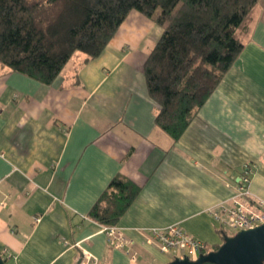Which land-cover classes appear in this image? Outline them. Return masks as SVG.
Here are the masks:
<instances>
[{"label": "crops", "instance_id": "crops-1", "mask_svg": "<svg viewBox=\"0 0 264 264\" xmlns=\"http://www.w3.org/2000/svg\"><path fill=\"white\" fill-rule=\"evenodd\" d=\"M161 32L131 10L97 57L73 54L49 84L0 66V251L11 264H75L84 252L96 264H165L176 255L146 237L173 223L212 250L228 230L208 209L230 202L248 165L244 200L264 203V0L176 140L156 124L143 74ZM114 177L137 187L116 223L134 257L88 215Z\"/></svg>", "mask_w": 264, "mask_h": 264}, {"label": "trees", "instance_id": "trees-1", "mask_svg": "<svg viewBox=\"0 0 264 264\" xmlns=\"http://www.w3.org/2000/svg\"><path fill=\"white\" fill-rule=\"evenodd\" d=\"M257 1L0 0V66L49 84L76 51L97 57L136 10L162 27L143 74L156 124L176 140L240 53ZM136 193L114 177L88 215L116 225Z\"/></svg>", "mask_w": 264, "mask_h": 264}, {"label": "built area", "instance_id": "built-area-1", "mask_svg": "<svg viewBox=\"0 0 264 264\" xmlns=\"http://www.w3.org/2000/svg\"><path fill=\"white\" fill-rule=\"evenodd\" d=\"M251 172L252 168L249 165L246 166L240 177L237 191L231 197L230 202L222 201L208 209L210 215L221 228L230 230L233 233L240 229L252 228L264 222V203L262 201L250 203L247 199V201L244 200L249 195L247 185L250 181ZM35 220H38V218H35ZM101 226L111 247L123 250L131 254L132 257L135 256V252L132 250L133 240L125 236L122 227L117 225ZM147 235L146 242L155 244L160 251L172 252L179 257L187 255L190 259H196L205 245L186 233L178 223L160 228H151L148 230ZM0 254L4 259L9 257L6 249L1 250ZM78 260V264H96L95 257L85 252Z\"/></svg>", "mask_w": 264, "mask_h": 264}, {"label": "water", "instance_id": "water-1", "mask_svg": "<svg viewBox=\"0 0 264 264\" xmlns=\"http://www.w3.org/2000/svg\"><path fill=\"white\" fill-rule=\"evenodd\" d=\"M79 260L75 262L78 264ZM263 264L264 222L234 234H224L216 249L199 253L196 259L176 256L165 264ZM0 264H6L0 254Z\"/></svg>", "mask_w": 264, "mask_h": 264}, {"label": "rangeland", "instance_id": "rangeland-1", "mask_svg": "<svg viewBox=\"0 0 264 264\" xmlns=\"http://www.w3.org/2000/svg\"><path fill=\"white\" fill-rule=\"evenodd\" d=\"M78 53H81V52H80V51H76V52L74 53V56H75V55H78ZM74 56H73L72 59H70L69 61H72L73 58H74ZM69 63H70V62H69ZM227 233L230 234V235L234 234V233L231 232L230 230H228ZM207 249H208V248L206 247L205 250H207ZM4 260H5L6 264H11L8 260H6V259H4Z\"/></svg>", "mask_w": 264, "mask_h": 264}]
</instances>
